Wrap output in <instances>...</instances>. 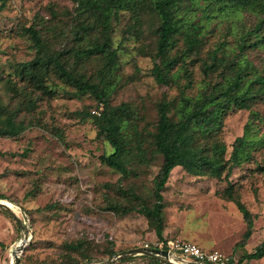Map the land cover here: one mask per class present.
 <instances>
[{
  "label": "rangeland",
  "instance_id": "374dc122",
  "mask_svg": "<svg viewBox=\"0 0 264 264\" xmlns=\"http://www.w3.org/2000/svg\"><path fill=\"white\" fill-rule=\"evenodd\" d=\"M74 6L72 0H8L0 8V126L12 117L20 129L10 137L0 135V194L6 196L4 200L17 204L19 216L30 226V239L20 252V264H66L70 259H76L78 264H98L111 256L106 252L111 243L124 250L156 240L144 214H122L107 206L113 202L138 203L135 198L140 197L149 204L154 201V178L163 161L153 142L158 103L164 97L176 103L182 87L187 95H196L207 87L208 77L202 65L209 51L230 36L228 29L235 14L248 24L256 21L249 10L229 18L211 19L197 10L195 20L205 22L208 33L200 53L191 52L185 62L192 76L187 87L188 75L181 64L172 69H180L181 85L175 81L160 82L153 72L155 62L161 61L154 32L158 21L154 16L145 15L139 35L127 31L131 22L129 12L115 22L113 45L119 58L116 70L107 77L113 86L110 102L132 110L123 116H130L138 131V136L132 135L133 142L125 157L129 168L125 174L100 158L101 154L113 151V146L100 134L94 121L103 106L93 93L77 91L52 66L47 72L42 71L43 79L38 82L29 73L20 72V62L39 54L34 39L25 30L35 26L44 35L47 48L62 51L72 70L88 79L98 78L106 60L102 54L83 58L74 55L81 45L72 31ZM177 38L172 53L185 48V37L180 34ZM232 46V40L225 45ZM249 55L256 66L264 69V49L250 50ZM172 114L177 117L174 108ZM248 122L247 143L236 161L232 157L233 142L244 134ZM196 141V147L206 146V153L215 141L225 143L227 150L219 171L209 167L205 173H196L182 165L172 170L164 191V238L196 241L193 236L202 234L217 242L214 248L231 253L241 264H264V257L246 256L264 238V95L251 101L248 108H228L221 129L198 134ZM230 184L234 195L254 214V230L245 245L237 243L247 224L236 204L224 196ZM23 235L16 219L0 208V264H13L10 251ZM82 238L93 241L91 262L83 261L78 251L66 248V243ZM112 264L159 263L139 253Z\"/></svg>",
  "mask_w": 264,
  "mask_h": 264
},
{
  "label": "trees",
  "instance_id": "16d2710c",
  "mask_svg": "<svg viewBox=\"0 0 264 264\" xmlns=\"http://www.w3.org/2000/svg\"><path fill=\"white\" fill-rule=\"evenodd\" d=\"M74 3L75 24L72 31L76 39L81 43L75 49L76 58L90 57L92 54H102L106 60L104 68L98 72L96 80L88 79L84 74L76 73L68 66L63 58V52L49 50L41 31L35 26H29L25 30L34 39L39 54L30 61L20 62V72H27L35 81L43 79L42 71L47 72L50 66L65 81L74 84L79 92H91L102 104L100 115L94 116V121L99 126V132L113 146V151L103 153L100 158L111 167L127 174L129 168L125 163V157L134 133L138 136L136 122H132L130 116H123L127 111L124 106L112 105L110 102L111 87L107 77L117 67L119 53L113 45L115 22L120 20L124 12H129L131 22L127 31L139 35L142 33V25L146 14L154 16L158 24L154 28L157 36V55L161 61H156L153 72L158 81L171 84L178 82L179 71H173L175 65L181 64L184 68L188 82L192 83V76L185 65L190 53H200L204 38L208 33L205 22L195 20L197 10H202L203 16L213 18L227 16L234 13L249 10L256 16L253 24H248L244 18L235 14L233 24L228 29V35L218 42L214 49L209 51L202 67L207 75L208 86L198 91L196 95H187L186 89L181 88V96L175 103L173 99L164 97L157 105L158 123L153 132V142L162 153L163 161L158 174L154 178V201L149 204L145 198H135L138 203L124 204L113 202L107 207L116 212L126 214L138 211L144 214L152 225L157 238H164L165 229V195L169 177L172 170L182 165L186 169L205 173L207 168L220 169L221 158L227 150L223 142L215 141L210 144L207 151L205 147H196L197 136L202 133H214L221 129L228 108H248L250 102L261 99L264 95V69L256 66L250 58V50L264 49V0H72ZM8 0H0V8L7 5ZM51 29V27H49ZM185 37V48L182 51L172 53L177 44V36ZM233 41L232 48H226V44ZM221 51V54H220ZM216 73V78H214ZM214 78V80H213ZM176 110L177 117L172 114ZM252 117H256L252 114ZM130 125L132 128H130ZM249 122L245 126L244 134L237 136L233 142L232 157L238 161L241 157L240 150L247 143ZM20 129L12 117H8L6 124L0 126V135L10 137L19 133ZM3 152L0 151V155ZM217 174V173H216ZM133 195V191H129ZM136 195V194H134ZM225 198L234 202L240 210L247 228L243 238L237 245H245L253 233L254 214L247 204L233 193V185L225 188ZM223 196V197H224ZM0 197L6 198L4 194ZM136 197H139L136 195ZM16 203H19L16 199ZM0 245L3 241L0 240ZM93 241L87 238L66 243V248L78 251L83 261L91 262ZM121 249L114 248L111 243L106 252L115 254ZM249 258H261L264 256V238L256 249L246 254ZM72 257V256H71ZM152 261L161 263L155 257ZM76 259H70L66 264H78ZM238 263L241 262L238 260Z\"/></svg>",
  "mask_w": 264,
  "mask_h": 264
},
{
  "label": "water",
  "instance_id": "95a60500",
  "mask_svg": "<svg viewBox=\"0 0 264 264\" xmlns=\"http://www.w3.org/2000/svg\"><path fill=\"white\" fill-rule=\"evenodd\" d=\"M0 208L6 210L9 214H11L18 224L21 226V228L24 230V235L20 239L22 243L20 244L18 250L21 252L25 245L27 244V241L30 239L29 237V231H30V226L24 222L21 217L19 216L18 213H16L4 200L3 197H0ZM146 254L152 257H155L159 259L161 262L164 263H174V264H182L180 262H175L172 258H176L180 261H187L185 257L178 255L168 249H162L154 246H148V245H140V246H135L129 249H124L121 251L116 252L115 254L109 256L102 262L98 264H112L115 261H118L120 259L126 258L130 255H136V254ZM192 264H214L208 261H192ZM13 264H20V253H15L14 259H13Z\"/></svg>",
  "mask_w": 264,
  "mask_h": 264
},
{
  "label": "built area",
  "instance_id": "2783aa9c",
  "mask_svg": "<svg viewBox=\"0 0 264 264\" xmlns=\"http://www.w3.org/2000/svg\"><path fill=\"white\" fill-rule=\"evenodd\" d=\"M144 245L168 249L186 258L187 261L174 260L182 264H192V261H208L214 264H239L238 259L231 253L224 252L216 248H205L197 242L182 239H156L151 244L146 242ZM160 264H174L164 263Z\"/></svg>",
  "mask_w": 264,
  "mask_h": 264
},
{
  "label": "crops",
  "instance_id": "0c3cea01",
  "mask_svg": "<svg viewBox=\"0 0 264 264\" xmlns=\"http://www.w3.org/2000/svg\"><path fill=\"white\" fill-rule=\"evenodd\" d=\"M193 237L196 240L194 242H197L198 244H200L201 246L205 248H214V245L217 243L215 240L209 237L203 236L202 234H199V235L196 234Z\"/></svg>",
  "mask_w": 264,
  "mask_h": 264
},
{
  "label": "bare ground",
  "instance_id": "6f19581e",
  "mask_svg": "<svg viewBox=\"0 0 264 264\" xmlns=\"http://www.w3.org/2000/svg\"><path fill=\"white\" fill-rule=\"evenodd\" d=\"M4 200V199H3ZM16 213H20L21 210H19V207L17 206V204L15 205L13 202L9 201V200H4ZM22 213V212H21ZM22 243V241L20 240L17 244H16V247L12 248L11 251H10V256L11 258H14V255L15 253H20L18 248L20 246V244ZM173 260H178L176 258H172Z\"/></svg>",
  "mask_w": 264,
  "mask_h": 264
}]
</instances>
